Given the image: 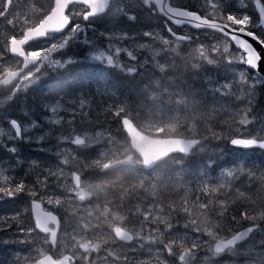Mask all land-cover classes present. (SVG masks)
<instances>
[{"label": "rangeland", "instance_id": "rangeland-1", "mask_svg": "<svg viewBox=\"0 0 264 264\" xmlns=\"http://www.w3.org/2000/svg\"><path fill=\"white\" fill-rule=\"evenodd\" d=\"M190 3H199L201 5V8L204 10V13L210 9V5L205 4L204 0H185ZM2 0H0V4H2ZM7 4V0L4 2ZM27 3L35 5L36 9L24 7L23 11L27 14V17H30V19L35 18L39 11H45L47 7L46 6V0H27ZM119 3L122 6V11L117 12L116 7L117 5H113L109 12L107 13L106 17L99 20L100 27L97 29V33L100 36V33H105V36H111V40L117 41L123 48H128L129 50L133 51V53L137 56L136 61L130 60L126 55V64L129 66H137L141 69H145L146 71H153L156 68V65H153V62L151 60V57L154 55V57L159 54L162 51V40L160 37H163L166 39L165 32L161 27V22L159 19L155 18L151 13L147 11V9H144L141 7L139 0H120ZM220 3L223 5L222 12L226 14L227 12H241L245 11L247 13L254 12V7L252 0H220ZM246 5V7H245ZM39 8V10H37ZM228 10H227V9ZM22 11V10H21ZM17 12V15L21 12ZM129 15H134L136 17L135 20L128 19ZM22 20L23 18H12L9 14V22H5V19H3L0 23V44L7 42L8 39L7 36L9 35L7 30V26L10 27V32H16L19 31L22 27ZM152 32L153 37H145L143 35L144 32ZM104 40L105 37L100 36ZM120 37H126L121 39ZM56 42V41H52ZM206 44L205 42H203ZM140 44H146L147 47L140 48ZM41 48H45L50 46L49 41L46 40L40 44ZM75 44L74 42H70L69 46L59 52L53 53L52 57L53 59H60L61 61H64L68 58H71L69 55L72 54V49L74 48ZM216 47V51L213 50V47ZM228 47L229 52L224 53L223 49L224 47ZM207 47L210 48L212 53L220 55L223 53L224 55H230L234 56V54L231 51V48L229 45H227L225 42H211L207 44ZM197 48V46H196ZM197 50H200V48H197ZM188 58L191 59V55L187 54ZM158 61V60H157ZM155 62V61H154ZM159 65H161L163 68H166V65L161 63L160 61ZM0 63H3L0 61ZM191 63L194 64L193 61H189L188 64L190 68L193 66ZM11 64L17 65L18 63L12 62ZM184 67H180L178 72L176 73V76L184 75V74H193L188 69H183ZM49 70H53L49 68ZM201 70L204 71H211L214 75V80H220L222 78H225V76L222 75L221 68H218V64H211L209 67H203L201 66ZM32 71V66H30V72L25 76L27 77ZM23 77L21 80H24ZM155 77V75H154ZM152 78V83H154L158 89H161V85H163L162 79ZM20 80V79H19ZM214 83H202V81L199 82V86L195 89L194 93L191 95L193 97H198V95L201 96L204 100L207 98L209 91L213 88ZM232 86H236L235 83H232ZM204 89V90H203ZM150 90L154 91V88L151 87ZM199 90V91H198ZM245 93L248 92V89L243 90ZM2 93V92H1ZM0 93V94H1ZM4 94L6 92L4 91L0 96V116L2 121H10L11 119H16L21 123L22 128L28 127L29 131L24 133V138L21 139H9V136L13 135L14 133L8 132L5 127L0 122V138H2V142H5V146H7L8 143L13 144L17 149H20L17 145H26L30 142L39 144L43 140H37V137L44 136L41 134H38L36 131L41 129L43 125H47L50 128H59L62 126H67L76 119L77 112L74 110L72 106L67 107V105L61 103L60 101H50V100H43L39 96H36L32 102L31 105L26 106L25 109L23 108L22 112L19 114L20 117H13L10 115L11 111L8 108V104L10 101H7L5 99ZM20 98H33V91L28 89L26 92H22L20 95ZM190 95L186 96V103L188 107L193 109V105L190 104ZM200 101V99L193 100L192 102L196 103ZM207 106H213V103L211 102H205ZM59 106V111L56 114V117L62 118V122L60 124H52L49 122L50 119L54 118L51 113V108ZM180 110H186L185 107L179 108ZM213 109V107H212ZM16 111H20V108H17ZM211 117L216 115V111L213 109L211 112ZM220 113H218L219 115ZM26 119V122H25ZM144 119H146L144 117ZM39 124L38 128H32L31 125L33 123ZM261 130V129H260ZM262 131V130H261ZM264 135V130L262 131ZM257 132V130L255 131ZM11 134V135H9ZM97 132L95 129H87L83 135L85 136H94ZM6 137V138H4ZM45 138V136H44ZM27 146V145H26ZM31 149L37 148L36 145L28 146ZM68 148V147H67ZM66 147H62L58 150L53 151L56 155H60L62 151L67 150ZM69 150V148H68ZM83 154L81 155V159H84ZM27 166L26 171H30V173H33V168L29 162V158L26 160ZM10 160L7 161V165L5 168V176H8L10 179L13 176L12 168L9 166ZM71 165V174L69 176H63V181L61 178L58 180V187L59 191L56 189H49V191L46 192V194L41 195L44 200H42L43 204L49 208H58L59 204L62 206L60 209V212L63 211L66 213L64 218V229L61 232L59 243L57 245V248L55 252L58 254V256L63 254V251L65 249L78 247L80 249H83L84 246L88 243V240L86 238L87 231H89V236L91 239L98 243L100 241L106 240L111 241L112 237H114V232L119 231L118 227H109V224L106 222L107 220L104 217H101L99 215V207L97 205L103 204V200H110L109 195L105 192L99 191L93 198L88 199L91 194H86V190L89 191V186L91 183L88 180H85L86 175H82L81 168L77 165L75 161L70 163ZM88 167L92 168L88 165ZM13 168H16L14 166ZM243 168L242 165H239L237 167V171L241 172V169ZM24 169V170H25ZM11 170V171H9ZM35 172V169H34ZM12 175V176H11ZM264 177L263 174H260ZM76 176L77 180L76 182H73V177ZM256 179V178H255ZM242 183V179L238 180ZM237 181V182H238ZM256 180H254L255 182ZM63 182H68L70 185L69 187L66 186L65 189H63ZM257 182V181H256ZM250 186L252 184H249ZM170 186V185H169ZM252 187V186H251ZM254 188V185L253 187ZM264 188V187H263ZM63 189V190H62ZM62 190V191H61ZM161 192H163L165 195L167 193L170 194V196L179 195L180 192L178 190L172 189V188H162ZM225 192H223L222 195L224 196ZM70 194H73L74 196H70ZM199 195V192L197 190H193V196ZM240 196L237 198L235 196L230 197V199L237 200ZM51 198L53 201L56 199L59 200V204H49L48 199ZM134 200H140V202H144V200H149V203H145L142 207L143 209L147 210V213L152 218L151 220V227L150 229L155 234V238L158 240V242H153L148 239L144 240H138L137 241V249L133 248L130 249V251L134 252V257L130 259V264H160V261H163L164 264H171L170 263V257L168 253H165V250H163V244H161V241H164V243H169L171 240V237L168 235L171 231L167 226L165 225V222L167 220V213L164 211V209L157 205L155 209H150V200L151 198L146 197H139ZM93 205V206H92ZM94 207H96L94 209ZM94 210V211H93ZM170 214V212H168ZM95 217H94V216ZM133 223V222H132ZM138 223L135 222V225ZM143 224V221H140V225ZM94 227V228H93ZM140 234V229L137 227ZM261 234H264L262 232ZM194 240L199 241V239L194 237H189L187 239L186 237H174L175 243L173 244V249L177 248L180 250H183L184 247H191ZM46 240H43V244ZM143 244V247H140V245ZM256 241H252L248 244L247 247L243 248L242 250H238L241 255L239 257L231 256V259H227V256L222 255L221 257H212L211 253L207 252L206 247L200 246L199 248L193 249V253L195 258L191 260V264H202L205 260V256L207 255L209 257L208 261L211 262V264H257L255 261H251V258L248 256V254L251 253H258V252H264V248L261 249L260 246L256 245ZM135 247V246H134ZM36 248H33L32 251H35ZM139 252L138 254H136ZM181 253V252H180ZM180 253H176V257L178 258ZM136 254V255H135ZM97 261L101 262V264H116L111 259V256H100Z\"/></svg>", "mask_w": 264, "mask_h": 264}, {"label": "snow or ice", "instance_id": "snow-or-ice-1", "mask_svg": "<svg viewBox=\"0 0 264 264\" xmlns=\"http://www.w3.org/2000/svg\"><path fill=\"white\" fill-rule=\"evenodd\" d=\"M144 5L147 6L150 10H159L164 16L167 17V20L170 21L172 24L177 26L189 24L194 28H210L217 32L222 33L224 36H230L232 41H235L236 45L241 51V54L236 56L228 57V62L232 63L233 61H237L241 64L247 66V69L252 70L257 75L254 79V83L251 85L254 88L257 84H264V77L259 75L261 63L264 62V55L260 51H258L252 43H250L247 39L242 37H250L252 40L256 41L261 48H264V0H252L256 11L258 12V19H253L251 15L247 12L237 13V12H227L224 14L222 12L223 5L220 3V0H204L205 4L210 5V9L205 12L204 15H201L197 12L190 11L187 9H182L180 7H173L169 4V7L164 10V5L159 3L158 0H143ZM156 4V8H153V4ZM72 6V9L69 6ZM112 5H117L116 11L121 12L122 6L119 3V0H65L64 5L62 6L63 11V20L64 22L60 25H56L50 27L47 31L41 32L38 35H34L29 38L28 41H25V44H28L30 41L38 40L41 38H45L49 41L48 47L40 48L32 51H25L24 45H21L20 49L16 50L11 47V42L17 39L16 36H11L8 39V43L6 45V51L12 53L16 57H21L24 61L25 67L31 65L32 71L31 73L24 78V80H18V73L13 71L9 66L11 62H3L0 63V85L9 86L8 91L4 94L5 99L7 101H12L16 95L20 92H26L32 85H35L40 79L41 76L47 75L46 71L42 72V69L51 68V69H63L67 64H72L75 61L72 58H68L64 61L60 59H53L52 54L59 52L65 48H67L70 42H79L84 44L85 46H90V50L87 53L86 59L91 61H97L105 64L106 66L115 67L126 71L129 74H134L137 72V66H131L125 68L123 64L120 63L119 56L121 52L126 53L127 57L130 58L132 61L137 60V56L133 53V51L129 50L128 48H121L118 46L113 45L112 43H108L105 47H100L97 43L93 40H90L87 36V32L89 28H91V24L88 27L82 26L79 20H83L84 22H90L94 18H96L100 14H105L106 10L111 7ZM77 6H80L77 9ZM246 7V5H245ZM6 14V13H5ZM128 19L135 20L136 17L134 15H129ZM67 29V31H65ZM253 29H258L259 33L253 31ZM168 33H170L177 41H184V40H191V36L188 35H177V33L171 28L168 27ZM56 34H61L59 37ZM82 34V35H81ZM143 35L145 37H153L152 32H144ZM100 36L105 37V39L111 40V36H105V33L101 32ZM121 39L126 37H120ZM162 43L164 45L169 44V40L163 37H160ZM56 41V42H52ZM140 48L147 47L146 44H140ZM213 50L216 51V47H213ZM224 53H228V47H224ZM0 61H3V54H0ZM211 63V61H209ZM160 71L163 72L165 69L158 65ZM242 71L240 73V79L242 81H246V71ZM39 74V75H38ZM15 82V83H14ZM226 87V86H224ZM221 89L216 88L215 91L219 92ZM251 95V93H250ZM241 97H237L240 99ZM251 101H249V104ZM85 101H80V106L83 108ZM51 113L54 118L50 119L49 122L52 124H60L62 122V118L56 117V114L59 111V106H55L51 108ZM250 111V108H248ZM114 116L121 118L122 126L126 123L128 119V112L126 111L125 107H118L112 113ZM11 129L13 130L14 134L9 136V139H21L24 138L23 134L29 131L28 127H23L16 119H11L9 121ZM251 121L247 118V114L239 120L240 125L247 126ZM32 128H38L39 124L33 123L31 125ZM2 134V133H0ZM101 135L97 133V136ZM44 136L37 137V140H43ZM65 140H69L68 137H64ZM72 144L77 146H87L85 142V138H81L80 135H76L74 139L70 141ZM195 142H188L183 145L182 151L184 153H188L193 144ZM231 145L244 148V149H251V148H259L264 149V137L260 136H253L251 138H232ZM8 151L15 153L16 148L12 147L9 148ZM67 161H65L66 163ZM212 162L209 161V167H211ZM227 175L231 176L233 173L229 171ZM4 183L0 185V200L4 197L12 198L21 193L25 190V185L23 182L16 183L14 186L12 185L11 181L9 180L8 176H4ZM223 187V185H221ZM205 192H216V188L209 189L207 186L203 189ZM30 195L35 196L36 192L32 191ZM48 203L52 204H59V200L56 199L53 201L51 198L48 199ZM212 201L209 200L207 203H200L199 207L201 209H208ZM221 211L219 213L220 216H223L224 213L227 211V205L223 202H219ZM36 204L34 203L33 206ZM185 213H188L191 217L190 209H185ZM242 219L255 221L257 219L264 220V213H262L259 217L248 215L247 213L241 214ZM147 220V216H145ZM233 221L237 224L239 220L237 217H231ZM12 220H16V216L12 217ZM37 216L35 215V229H38L41 233H46V225L49 223V218L45 214V211L41 209L40 211V223L39 225L36 223ZM191 226L193 231L196 233H203L211 238L213 243H209L205 241L204 244L207 246V252L211 253L212 257H221L224 254H230L232 256L240 255L241 253L237 250L236 245L238 241H244L249 234L253 233L254 231H260L259 225H253L251 227L245 228L243 231H240L238 234H233L231 238H223L220 236L219 232L216 230L218 225H214L212 227H201L200 223L194 219L190 218L188 224H185L184 227ZM11 223H6L5 227L0 228V231H6L8 228H11ZM167 228L171 229L172 224H169ZM20 231H25L31 233L33 229L31 227L28 228H20ZM131 239V237H129ZM10 241L7 239L0 240V243L8 244ZM23 243L24 241H19ZM45 243H51L50 241H45ZM175 241H170L169 243L163 244V250H166L170 256L176 255L173 252V244ZM259 243L264 245V240H260ZM143 247V244L140 245ZM200 243L197 240H194L191 247H184L183 251L179 254L178 259L181 261V264H191V260L195 258L193 249L199 248ZM35 252L38 254L35 258L31 256L26 257L25 259L29 261V264H44V261L47 259L46 252L43 248H36ZM209 257L206 255L205 260H208ZM160 264H164L163 261H160Z\"/></svg>", "mask_w": 264, "mask_h": 264}, {"label": "trees", "instance_id": "trees-1", "mask_svg": "<svg viewBox=\"0 0 264 264\" xmlns=\"http://www.w3.org/2000/svg\"><path fill=\"white\" fill-rule=\"evenodd\" d=\"M212 60L213 59H211L210 61ZM211 64L215 63L211 62L209 64L208 62L199 66H197L196 63H191V65L193 66L192 68L188 67L189 64L187 61L173 64L166 73L167 76L171 74L167 78V88H164L163 91L159 93L160 95H158V99L154 100L150 99V94L148 92L147 93L149 95L145 93L144 88L142 90H138V88L130 89L129 81L126 78H121V80L117 82L118 87L114 92H111V90L108 88V102L105 106L102 107L100 111L102 116L106 115L107 122H104L105 128L106 124H108V129L106 130V132L109 134L115 133L124 136L123 131L120 127L119 117L114 116L112 113L118 107H125L130 119L143 130L145 129L142 127L141 122H143L144 120L155 121L153 128L154 130L156 129V132L158 134H151L148 130H145L151 135L163 137L181 136L184 134L183 131L194 127L195 131L200 136H203V141L209 145L211 149L209 153L210 157L215 155L220 163L235 165L237 163L236 161L241 158V153L230 149L227 145H224V148V146L220 145L221 143L219 142H223L230 137L242 134L241 128L243 127V125L239 124L238 119L239 117H241L240 112L245 110L247 115L252 112L251 110L248 111L247 106H244L243 109L238 108L236 105L235 114H228L227 109L229 110L231 106L233 107V104L229 103L230 100L228 98H225V101L224 96L216 91V93L214 92L213 94L219 95L217 96V98H214V100H217L220 106L217 108L220 116L218 114H216L215 116L213 115L212 117L211 114L203 115L205 113V110L210 109V106H207L205 104L207 99L204 100L200 95H198V97H193L191 95L195 91L194 88L197 89V87L199 86L200 81H202L203 83L204 81H211L214 79V75L211 71L201 70V66L209 67ZM181 66L184 67L183 69L190 70L193 74L186 73L184 75L176 76V73ZM78 88L84 91L87 90L84 89V86L82 85H79ZM189 95L191 97L190 104L193 105V109L188 107L186 103V96ZM196 99H200V101L196 103L192 102ZM259 101L260 102L258 109L264 112V100H262V97L259 99ZM199 103L201 104L199 105ZM215 104H217V102ZM182 107H185L186 114L190 115L193 122L190 120L187 121L184 118L183 115L185 111L179 109ZM213 109L216 110V108L214 107ZM144 117L146 119H144ZM219 149H221L223 152L221 151L218 153L217 151ZM211 161L216 164L214 158H212ZM15 163L18 164V169H16V174L14 173L15 178L11 180V183L14 186L16 183L23 182L25 185V190L15 197H12L11 200H22V197H24L25 199L26 197L29 198L30 195L28 194V192L31 193L32 191H35L37 187H40V185H42L44 182V178L22 175L19 166L22 161L16 160ZM35 163L39 164L36 159ZM190 170L194 171V168H190ZM41 175H45V170L41 171ZM239 179H241V177H239ZM255 180L257 182L255 181L252 183L251 186L253 187L254 185V188H252L249 185L251 184L250 182L244 181V179H242V183H240V186H237L242 191L239 196L244 197L245 201L249 204L237 202L235 205H233L235 212L230 209L229 205H227V211L224 213L223 219L220 221V224H215L218 225L220 229L231 230L229 227H233V229L238 231L239 228L247 223V220L242 219V213H247L249 215V211L251 209H257L259 211L263 208L257 207L254 203L259 202L260 197H264V177L260 176V179L256 178ZM107 181L109 182V180ZM112 182L115 183L114 180H112ZM44 186L45 185H43V187ZM135 187L136 186L133 184V182L129 180L121 183L120 185H117L116 183L111 185L110 183H108L109 191L114 192L112 194L113 196H115L116 194L125 195V200H116L118 207H121L118 210H116L118 207L115 209L117 215L119 214V216L125 217L124 214H126V212H129V214H133L136 212L137 206H140L139 201L137 202L135 200H130L129 197L133 194V190L135 189ZM136 194L137 192H135V195ZM206 196L207 194L203 193L201 197L205 198ZM239 200L241 199H237L235 201ZM198 203L200 204L207 202L204 200H176L175 206L172 207L173 211L175 210V213L173 214V220L171 221V224L173 226L177 225L179 223L178 219L182 214H184L187 215V223H189L190 218H194L200 223L201 227L214 226L216 220V210H213V204H211L208 209H200L198 208ZM121 205L125 206V210H122ZM111 208L114 207L111 206ZM186 208L193 209L191 217L188 213H185ZM221 211H223V209H221ZM230 215L237 217L239 223L237 224L235 221L229 222L228 219ZM13 216H16L15 221L12 220ZM26 222L30 224L28 206H24L21 209L18 205L15 204L10 206V210H7L6 212L0 211V228L5 227L6 223L12 224V227L8 228L6 231H0V237H4L5 232L19 230L20 227H22V225H24Z\"/></svg>", "mask_w": 264, "mask_h": 264}, {"label": "water", "instance_id": "water-1", "mask_svg": "<svg viewBox=\"0 0 264 264\" xmlns=\"http://www.w3.org/2000/svg\"><path fill=\"white\" fill-rule=\"evenodd\" d=\"M65 0H58L57 2V12L62 13V6L64 5ZM56 13L51 19H49L48 22H45L39 29H37L34 32H31V35H38L42 32L43 29H46L52 25L53 22L58 20ZM213 30V29H212ZM215 31V30H214ZM230 38V36H228ZM244 38V37H242ZM244 39H247L250 43L253 44V46L264 55V50L261 48V46L254 40L250 39V37H245ZM235 43V41H233ZM236 44V43H235ZM238 48V46H237ZM262 76H264V62L261 63L260 72ZM126 132L132 142V147L135 151L139 152V154L142 156V158L145 161V165L148 167L152 164V161L158 157H162L165 153L164 148L167 147V151H171V149H181L183 148V145L186 144V142L177 141V140H150L146 137H144L142 134H140L138 131L134 129V127L129 123L126 122L125 124ZM188 143V142H187ZM194 146V144H193ZM167 153V152H166ZM114 165L113 167H115ZM40 211L38 205L33 206V218L35 220V215L37 216L36 222L38 223V220H40ZM126 242H129V235H125L123 238ZM44 264H56L51 263L49 261V258H47L44 261Z\"/></svg>", "mask_w": 264, "mask_h": 264}, {"label": "bare ground", "instance_id": "bare-ground-1", "mask_svg": "<svg viewBox=\"0 0 264 264\" xmlns=\"http://www.w3.org/2000/svg\"><path fill=\"white\" fill-rule=\"evenodd\" d=\"M204 90V89H203ZM199 91V90H198ZM219 140V139H218ZM94 228V227H93Z\"/></svg>", "mask_w": 264, "mask_h": 264}]
</instances>
